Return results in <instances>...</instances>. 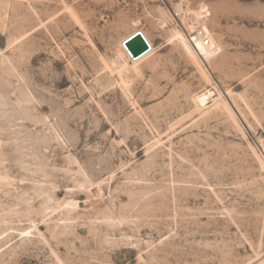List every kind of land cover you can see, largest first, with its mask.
<instances>
[{
    "label": "rangeland",
    "instance_id": "rangeland-1",
    "mask_svg": "<svg viewBox=\"0 0 264 264\" xmlns=\"http://www.w3.org/2000/svg\"><path fill=\"white\" fill-rule=\"evenodd\" d=\"M0 264H264V0H0Z\"/></svg>",
    "mask_w": 264,
    "mask_h": 264
},
{
    "label": "bare ground",
    "instance_id": "bare-ground-1",
    "mask_svg": "<svg viewBox=\"0 0 264 264\" xmlns=\"http://www.w3.org/2000/svg\"><path fill=\"white\" fill-rule=\"evenodd\" d=\"M178 12H183V8L181 5L178 7ZM190 14L193 15V18L195 19V23L199 24L202 27V29L200 30V33H203V35L208 36V38L210 39V44L206 46V45H204V43L201 40L196 42V46L190 43L189 36L197 32V30H194L196 28L195 26H191L192 32H186L185 36L178 29L175 31H172V33H171L172 39L180 41L184 45L185 50L188 53L192 54L194 57L197 58V55H198L205 62L211 61L221 53L222 48L206 25V20L210 14L205 7L203 9H201L199 12L191 11ZM136 33H138V32H135L133 35H135ZM142 33L145 35L144 32H142ZM133 35H131L130 37H128L124 41L128 40ZM146 38H147V36H146ZM147 40L149 41V42L148 41L147 42L151 44L152 48L150 49V51L148 53H146L145 55H143L139 59L132 58V56L129 54V52L127 51V49L124 46V41L121 42V49L122 50L119 51L118 53H116V56L114 58V62H116V65L118 66V68L117 69L115 68V69L118 71L120 78L125 83H129L130 82L129 79L133 75L134 76L137 75V74L131 72V70H132V68H134V66L129 65L128 62L130 61L132 64L135 65L138 62H140L141 60L145 59L147 56H149L154 51V46L152 45V43L150 42V40L148 38H147ZM130 75H132V76H130ZM215 92L216 91L214 89L209 90L208 94H209L210 98H212L214 96Z\"/></svg>",
    "mask_w": 264,
    "mask_h": 264
},
{
    "label": "water",
    "instance_id": "water-1",
    "mask_svg": "<svg viewBox=\"0 0 264 264\" xmlns=\"http://www.w3.org/2000/svg\"><path fill=\"white\" fill-rule=\"evenodd\" d=\"M124 46L134 59H139L151 49L149 43L141 32L136 33L126 40Z\"/></svg>",
    "mask_w": 264,
    "mask_h": 264
},
{
    "label": "built area",
    "instance_id": "built-area-1",
    "mask_svg": "<svg viewBox=\"0 0 264 264\" xmlns=\"http://www.w3.org/2000/svg\"><path fill=\"white\" fill-rule=\"evenodd\" d=\"M189 39H190V43L195 46H196V42L199 40H201L206 46L210 44V39L208 38V36L203 35V33H200V31L190 35Z\"/></svg>",
    "mask_w": 264,
    "mask_h": 264
}]
</instances>
